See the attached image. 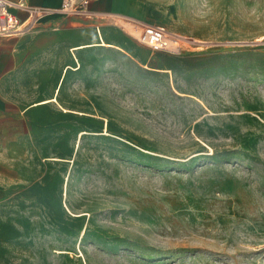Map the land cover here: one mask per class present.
<instances>
[{
  "label": "rangeland",
  "instance_id": "obj_1",
  "mask_svg": "<svg viewBox=\"0 0 264 264\" xmlns=\"http://www.w3.org/2000/svg\"><path fill=\"white\" fill-rule=\"evenodd\" d=\"M172 5L146 12L168 74L108 55L84 113L0 163V264H264V0Z\"/></svg>",
  "mask_w": 264,
  "mask_h": 264
},
{
  "label": "crops",
  "instance_id": "obj_2",
  "mask_svg": "<svg viewBox=\"0 0 264 264\" xmlns=\"http://www.w3.org/2000/svg\"><path fill=\"white\" fill-rule=\"evenodd\" d=\"M24 2L38 11L37 23L23 35L0 37V163L22 160L20 150L35 146L39 132L68 123L58 116L84 113L69 100L95 98V76L100 83L101 69L114 63L108 55L163 74L172 70L176 56L144 48L132 35L141 37L133 28L139 25L131 23L145 25L146 12L156 11L174 26L172 0H91L87 17L60 13L63 0Z\"/></svg>",
  "mask_w": 264,
  "mask_h": 264
},
{
  "label": "built area",
  "instance_id": "obj_3",
  "mask_svg": "<svg viewBox=\"0 0 264 264\" xmlns=\"http://www.w3.org/2000/svg\"><path fill=\"white\" fill-rule=\"evenodd\" d=\"M11 8L14 9L15 12H12L10 10ZM59 11L65 15L76 14L86 17L93 13L91 9V0H63ZM37 16L38 11L28 6L24 0H0V37L20 36L25 34L37 23ZM153 29L156 31L158 40L163 39V46L152 48L165 51L171 55H178L181 53L180 46H173L172 49L168 48V43L170 44L171 40L181 42L179 36L167 30Z\"/></svg>",
  "mask_w": 264,
  "mask_h": 264
},
{
  "label": "bare ground",
  "instance_id": "obj_4",
  "mask_svg": "<svg viewBox=\"0 0 264 264\" xmlns=\"http://www.w3.org/2000/svg\"><path fill=\"white\" fill-rule=\"evenodd\" d=\"M12 12H15V10L14 9H10ZM147 25V27L146 26H137V25H135L133 28L135 29V30H137L139 33H140V35H141V37H139V39L141 40V42L142 43H144V44H146V45H148L149 47H155V48H157V47H159V46H163V39L162 40H158V38L156 37V31L153 29V28H157V29H163V30H167L168 31V29L167 28H165V27H162V26H154V25H151V24H149V23H147L146 24ZM151 26V27H150ZM153 27V28H152ZM182 38L183 39H188V38H185V37H183L182 36ZM186 40H184L185 42H187ZM189 40H191V39H189ZM171 43L169 44L168 43V48L169 49H172L173 48V46H182V43L181 42H177L176 40H171L170 41ZM194 42H199V41H196V40H194ZM175 43V44H174ZM106 46V45H105ZM108 46V45H107ZM116 47V46H115ZM146 67V66H145ZM151 69V68H150ZM54 101V100H53ZM47 102H49V101H47ZM78 115H80V114H78ZM103 131H105V135H109V133H108V131H106V130H104L103 129ZM84 134H88V132L87 131H82L81 132V134H80V136L78 137V138H82V136L84 135ZM104 134H102V135H104ZM78 140V139H77ZM78 142L79 141H76V144H75V147H77L79 144H78ZM76 149V148H75ZM60 158H57V157H51V158H49L48 160H52V161H54V160H59ZM65 188V190H66V186L64 187ZM67 194V193H66ZM67 207V206H66ZM82 215V214H81ZM81 253V252H80ZM80 255H83L82 253L80 254Z\"/></svg>",
  "mask_w": 264,
  "mask_h": 264
}]
</instances>
